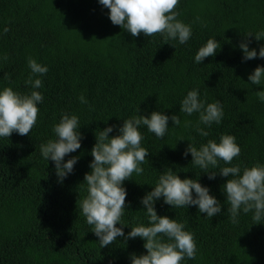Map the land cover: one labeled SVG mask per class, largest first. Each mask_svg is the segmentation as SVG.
I'll return each instance as SVG.
<instances>
[{
	"label": "trees",
	"instance_id": "1",
	"mask_svg": "<svg viewBox=\"0 0 264 264\" xmlns=\"http://www.w3.org/2000/svg\"><path fill=\"white\" fill-rule=\"evenodd\" d=\"M177 11V18L192 27L187 44L171 39L166 44L160 35L132 37L111 23L108 9L98 0H0V90L30 93L31 86L25 84L31 71L28 57L48 68L39 77L42 87L35 89L43 101L29 136L14 132L9 139L0 138V264H131L130 254H146L140 238L124 242L118 237L100 248L79 202L87 194L82 182L90 171L95 135L112 125L116 127L109 136L117 135L124 119L152 111L178 115L181 125L169 119L162 139L141 126L149 156L143 174L133 173L123 185L125 236L130 227L148 224L140 200L171 167L181 179H198L221 204V212L208 218L197 206L172 208L162 198L155 202L158 215L184 223L194 235L196 258L181 264H264V219L253 224V213L241 210L238 223H232L223 192L227 178L209 180L205 170L191 163L190 153L182 155L188 140L199 149L207 140L219 142L228 134L241 149L232 165L243 169L264 164V102L254 95L264 86L248 81L255 67H264V58L243 60L239 48L246 40L257 52L264 46V40L245 37L264 31V0H179ZM208 38L221 47L197 64L195 54ZM194 88L206 102L223 105L219 125H200L207 137L195 130L198 113L179 111ZM80 95L87 105L79 101ZM62 113L79 118L82 139L81 148L64 158L78 157L73 172L58 182L54 163L41 156L40 145L55 139L53 125ZM184 121L192 125L185 128Z\"/></svg>",
	"mask_w": 264,
	"mask_h": 264
},
{
	"label": "clouds",
	"instance_id": "2",
	"mask_svg": "<svg viewBox=\"0 0 264 264\" xmlns=\"http://www.w3.org/2000/svg\"><path fill=\"white\" fill-rule=\"evenodd\" d=\"M98 3L108 9L111 23L126 30L132 37H138L141 33L145 37L160 35L166 44L170 39L187 44L192 36L191 25L177 18L180 15L177 11L179 0H98ZM8 31L7 27L3 29L4 33ZM252 36L256 41L264 40V31L249 33L245 37ZM250 42L246 40L239 44L243 60L264 58V46L257 52L249 48ZM220 47L215 38H208L196 52L195 63L200 64L205 58L214 56ZM27 64L31 71L25 84L31 86L30 93H20L12 87L0 90V138L9 139L14 132L29 136L36 125L40 111L37 105L42 103L43 96L35 89L42 87L39 77L46 74L48 68L32 57H28ZM248 81L251 85L264 86V67H255L248 76ZM254 95L264 102V90L254 92ZM78 99L82 104H88L84 95H80ZM179 111L189 116L198 113L195 130L204 137L209 132L200 125L209 128L213 123L219 125L224 115L221 101L206 102L200 98L196 88L184 96ZM139 112L138 107L137 113ZM169 119L174 126L181 125L178 115L167 116L160 111H152L149 115L137 114L124 119L117 135L109 136L115 125L106 126L95 135L96 142L90 151V171L84 174L82 182L86 185L87 194L79 202L80 211L98 237L100 248L112 245L118 237H123L124 242L135 238L144 241L146 254H130L131 264H181L185 258H196L197 244L193 233L185 230L184 223L166 215H158L154 208L157 200L162 198L163 203L172 208L197 206L199 213L208 218L221 212L220 202L209 194V189L202 186L198 179H181L171 167H166L152 190L145 193L140 200L142 209L146 210L148 224L139 223L130 227L131 230L125 236L123 227L126 225L122 223V217L128 206L127 191L123 185L125 181L132 180L133 173L143 174L142 165L149 156V151L142 146L144 136L140 128L146 126L148 132L162 139L168 131ZM191 125V121H184L185 128ZM80 126L79 118L75 114L62 113L59 122L53 125L55 139H49L40 145L41 156L54 163L58 182H62L73 172L78 161L77 156H72L67 161L64 158L81 148ZM180 140L184 139L180 138L178 141ZM188 141L182 155L187 156L190 153L191 163L205 170L203 172L208 175L209 180L217 175L227 178L223 184V192L231 222L238 223L237 216L242 210L245 214L252 212L253 224H260L264 219V164L257 162L243 169L239 164L232 165L241 152L233 135L222 134L219 142L209 139L199 149ZM220 161L224 165L232 166L221 167ZM210 167L219 168V171H208ZM118 224L121 227H117Z\"/></svg>",
	"mask_w": 264,
	"mask_h": 264
}]
</instances>
